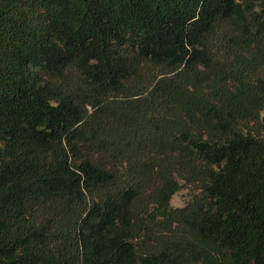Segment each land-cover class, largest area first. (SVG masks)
<instances>
[{
  "label": "trees",
  "instance_id": "1",
  "mask_svg": "<svg viewBox=\"0 0 264 264\" xmlns=\"http://www.w3.org/2000/svg\"><path fill=\"white\" fill-rule=\"evenodd\" d=\"M0 264H264V0H0Z\"/></svg>",
  "mask_w": 264,
  "mask_h": 264
},
{
  "label": "rangeland",
  "instance_id": "2",
  "mask_svg": "<svg viewBox=\"0 0 264 264\" xmlns=\"http://www.w3.org/2000/svg\"><path fill=\"white\" fill-rule=\"evenodd\" d=\"M191 189L183 188L181 191L176 193L171 199V205L174 207L184 206L186 201L189 199V193Z\"/></svg>",
  "mask_w": 264,
  "mask_h": 264
}]
</instances>
